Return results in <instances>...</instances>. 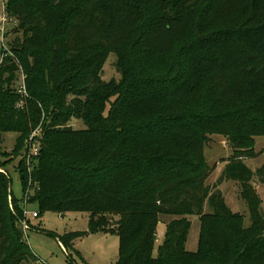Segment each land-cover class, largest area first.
Wrapping results in <instances>:
<instances>
[{
	"label": "trees",
	"instance_id": "16d2710c",
	"mask_svg": "<svg viewBox=\"0 0 264 264\" xmlns=\"http://www.w3.org/2000/svg\"><path fill=\"white\" fill-rule=\"evenodd\" d=\"M163 1L159 19L177 21L186 1ZM119 5L5 0L22 37L0 61V132L17 134L0 167L23 150V197H12L10 178L0 173V264L40 262L20 226L29 180L27 204L87 212L89 233L116 232L115 264H264V219L252 182L264 184V163L255 172L244 163L256 156L255 137L264 136V0H239L238 51L190 64L180 55L172 70L144 58L149 11L128 30L118 14L130 11L129 1ZM111 52L118 82L101 78ZM20 69L23 87L14 86ZM71 119L85 127L73 129ZM38 127L39 151L28 170L26 141ZM213 134L224 135L233 152L210 187L204 148ZM224 180L239 185L248 226L217 189ZM192 215L200 222L196 252L185 249ZM161 217L170 219L155 257ZM84 234L55 237L65 249Z\"/></svg>",
	"mask_w": 264,
	"mask_h": 264
},
{
	"label": "rangeland",
	"instance_id": "374dc122",
	"mask_svg": "<svg viewBox=\"0 0 264 264\" xmlns=\"http://www.w3.org/2000/svg\"><path fill=\"white\" fill-rule=\"evenodd\" d=\"M129 12L120 10L118 14L121 23L129 30L142 19V11L148 13L152 20L147 38L144 41V58L147 63L174 68L177 56L182 55L185 63H194L205 55L218 56L225 49L238 51V9L239 0H185L186 4L181 10L182 14L177 21H164L158 15L165 6L163 0H128ZM120 9H125V0H117ZM202 5L200 6V4ZM200 6V7H199ZM166 7V6H165ZM154 12V13H153ZM154 14V15H153ZM156 15V16H155ZM157 18V19H156ZM159 19V20H158ZM16 22L10 19L4 25V41L0 36V61L4 49L7 51L16 38L21 39V32L16 31ZM126 28L122 35L128 34ZM117 44V42H116ZM25 76L21 69L16 73L14 86L23 87ZM101 78L104 81L114 79L119 81L121 74L116 67V55L111 52L104 63ZM112 101V100H111ZM20 105V103H18ZM69 126L73 129H83L81 120L71 119ZM17 134L14 132H0V150L11 153L15 146ZM256 156L244 159V163L255 172L264 163V136L254 139ZM226 138L222 134L210 135L204 148V156L210 168L206 183L213 187L225 167L226 161L232 155ZM20 155L0 167L10 178V192L13 198L20 200L23 197L22 182L18 175ZM0 154V161L8 159ZM12 157V156H11ZM253 184L261 200L259 211L264 219V184L253 177ZM217 189L224 197L226 205L234 213L242 215L244 225L250 224L248 208L240 197L239 185L230 180H224ZM28 212H38L34 204H27ZM37 218L27 217L30 230L25 234V240L33 253L39 258V263L32 264H115L119 256V237L116 232L89 233V214L87 212L39 211ZM116 218V217H115ZM168 217H161L156 227V241L153 256H157L159 245L164 240L166 221ZM191 222L185 249L196 252L200 233V222L196 216H188ZM23 220V218H22ZM113 222V220H112ZM72 232H85L82 237L73 240L70 246L64 249L55 236H63ZM31 264V263H30Z\"/></svg>",
	"mask_w": 264,
	"mask_h": 264
},
{
	"label": "built area",
	"instance_id": "2783aa9c",
	"mask_svg": "<svg viewBox=\"0 0 264 264\" xmlns=\"http://www.w3.org/2000/svg\"><path fill=\"white\" fill-rule=\"evenodd\" d=\"M9 21L6 11H5V0H0V36H1V42L3 43L4 41V25ZM8 53L7 49H4L3 56H5ZM41 137V129L40 127L36 128L28 137L26 141V152H25V161L28 170H30L32 161L33 159L38 155L39 151V139ZM30 185V180L29 184L27 186V189L25 191L24 195V200L22 203V215H23V220L20 221V226L23 231V234H25L28 230H30V225L28 224V218L27 217H32V218H37L38 214L36 211L34 212H28L26 207H27V198L30 193L29 189Z\"/></svg>",
	"mask_w": 264,
	"mask_h": 264
}]
</instances>
